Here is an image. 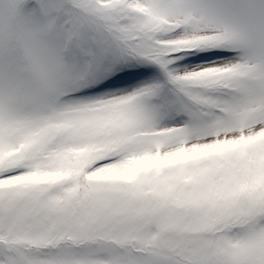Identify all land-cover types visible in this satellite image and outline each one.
<instances>
[{"label":"snow or ice","instance_id":"obj_1","mask_svg":"<svg viewBox=\"0 0 264 264\" xmlns=\"http://www.w3.org/2000/svg\"><path fill=\"white\" fill-rule=\"evenodd\" d=\"M0 264H264V0H0Z\"/></svg>","mask_w":264,"mask_h":264}]
</instances>
